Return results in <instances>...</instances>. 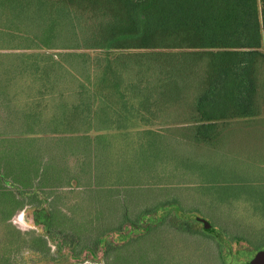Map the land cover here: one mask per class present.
I'll return each mask as SVG.
<instances>
[{"label":"trees","instance_id":"16d2710c","mask_svg":"<svg viewBox=\"0 0 264 264\" xmlns=\"http://www.w3.org/2000/svg\"><path fill=\"white\" fill-rule=\"evenodd\" d=\"M2 51L13 53L0 54V88L19 87L16 89L19 93L35 89L39 96L34 95V102L13 111V118L20 119L16 116L20 115L24 120V125L15 131L26 137L24 140L36 138V134L90 138V133L100 134L99 131L114 132L121 137L135 135L137 139L141 135H154L151 131H138L142 128L171 125L177 128L171 132L181 135L177 138L182 143L190 146L186 139L193 143L191 147L195 149L208 147L220 152L231 141L234 145L243 144L245 153L249 151L253 157L263 154L259 149L253 152L250 145L258 138L264 139V0H0ZM84 51H97L98 55L89 57ZM8 59L12 61L7 62ZM22 97L30 98L29 93ZM32 109L38 112L56 109L50 113L60 115L62 125H45L38 115H31L36 113ZM31 116L35 118L30 119ZM15 142L20 143L18 138ZM132 149H122L127 154L123 174H117V166L121 165L111 159L101 169L110 185L105 193L117 190L120 194L123 219L114 227L100 229L92 249L81 244L76 251L77 239L69 236L55 239L52 231L51 241L57 250L50 256L52 264L95 260L101 251L104 255L119 252L128 264L132 258L135 262L143 263L145 258L148 261L146 252L131 249L129 245L134 242L140 243V247L144 242L146 246L141 248L153 253L150 264H165L156 259L161 258L165 237L168 233L172 235L171 227H177L172 226L176 219L166 221L162 217L133 238H127L129 232H120L123 228L125 231L140 227L142 221L153 219L162 207L179 206L173 199L161 202L156 197L135 219L127 218L132 199L137 205L148 200L144 192H132L122 200L119 186L128 183L132 169L128 154ZM149 156L147 159L153 166L156 162L151 160L153 155ZM33 160H21L25 172H30ZM3 164L7 166V162ZM150 166L143 165L144 170L139 172ZM5 169L0 181L9 178L8 168ZM34 175L43 178L41 182L46 180L42 170ZM22 182L17 183L26 189L34 188L29 178ZM100 190L104 192L97 188L94 191L98 193L96 198L101 196ZM24 195L32 198L42 194L35 189ZM5 197L11 213L16 201L8 194ZM37 208H43L41 203ZM105 212L108 210L103 208L98 214L102 218ZM196 220L201 223L202 236L213 241L210 223ZM182 230L178 235L193 234L186 227ZM9 233L12 236H8L4 247L11 251L14 237L19 240L22 236ZM110 236L124 238L122 245ZM239 240L244 239L235 241ZM29 243L31 248L33 244L47 246L36 236L30 237ZM216 246L217 264H224L226 253ZM261 252L264 250H257L253 258Z\"/></svg>","mask_w":264,"mask_h":264},{"label":"rangeland","instance_id":"374dc122","mask_svg":"<svg viewBox=\"0 0 264 264\" xmlns=\"http://www.w3.org/2000/svg\"><path fill=\"white\" fill-rule=\"evenodd\" d=\"M84 52L89 57L98 55L97 51ZM4 53L13 52H0L1 55ZM38 53L52 54L47 51ZM10 59L7 62H11ZM93 75L89 74L90 78ZM17 88H0V175L5 174V168H8L9 175V178L6 176L0 181V264H52L50 256L53 257L57 251L51 241L54 238L51 236L52 231L55 239L63 236L77 239L79 243L76 251L80 250L81 244L90 249L94 248L93 241L98 231L116 226L118 221L123 219L121 215L124 210L117 190L110 194L105 193L110 185L105 182L104 169L101 170L103 163L111 159L121 165L117 166V174H123L126 166L122 164L125 163L124 157L127 158V154L122 152V149L132 148L128 154L131 162L129 168H132L129 170L128 183L119 186L122 190V200L132 192H144L149 201L143 200L142 204L137 205L132 199L133 210L132 207L131 211L128 209L130 213L127 218L135 219L141 209L148 208L155 202L156 197L161 202H165L167 198L173 199L179 206L175 208L170 204L166 208L162 207L155 212L153 219L142 221L140 227H133L131 230L126 228L125 231L124 228L121 229L120 232L123 231L124 234L129 232L130 236L127 238L135 237L148 224L157 223L163 217L166 221L177 220L172 223V226H177L171 227L172 235L168 233L162 243L161 258L156 259L163 260L165 264H217L219 251L216 245L222 248V253H226L224 264H247L257 250H264V139L258 138L250 145L253 152L259 149L263 153H257L256 157L250 155L249 151L245 153L243 144L234 145L231 141L229 146V143H225L220 152H213V148L207 146L195 149L191 147L194 144L187 139L186 143L190 146L182 143L183 140L177 138L181 135L171 132L177 130L171 125L142 128L138 131H151L154 135H141L137 139L135 135L121 137L114 132L107 134L99 131L100 134L90 133V138H50L49 135L36 134V138L29 137L28 140L32 142L26 143V137H20L15 132L16 127L24 125V120L20 115H16L20 119L13 118L12 115L19 107L28 106L27 102H34L36 97L33 96L38 95L35 89L19 93ZM28 93L30 98L22 97ZM45 96L47 98L49 95ZM43 100L44 104L48 103ZM51 107L56 108L54 105ZM51 110L56 111H33L36 113L31 115H38L45 125H62L59 122L60 115L50 113ZM34 118L31 116L30 119ZM17 138L20 143L15 142ZM136 140L140 142L137 143ZM106 146L122 149L107 150ZM149 155H153L151 160L156 162L153 166L147 159ZM156 156L160 157V162ZM22 159H34L29 173L23 170V165L20 164ZM2 161L7 162V166ZM147 164L152 167H147L145 172H139L144 170L145 167L142 166ZM39 170L44 172V182H41L43 178L38 175L36 178L34 175V172ZM155 177L157 181L154 180ZM28 178L34 188L26 189L17 183L22 184V181ZM114 185L117 187V184ZM96 188L102 189L105 194L100 190L102 194L96 198ZM35 189L42 195L32 198L24 195ZM7 194L16 201L11 213H8L10 207L5 197ZM40 203L43 206L41 209L37 208ZM103 208L108 212L101 218L98 213ZM196 219L210 223L213 241L202 236L201 223ZM180 227H186L193 234L178 235L183 231H179ZM9 231L22 236L18 240L13 235L15 237L11 251L4 247L11 234ZM26 233L30 234V237H39L47 246L44 248L33 244L31 248L30 237H24ZM116 237L110 236L112 241L122 245L124 238ZM240 238L246 241H235ZM129 246L131 249L143 250L149 257V260L145 258L143 263L135 262L132 258L131 264H150L153 253L142 249L146 246L144 242L141 243L142 248L140 243L136 242ZM121 257L116 251L106 255L101 251L95 260H69L66 264H128ZM59 263H64V260H59Z\"/></svg>","mask_w":264,"mask_h":264},{"label":"water","instance_id":"95a60500","mask_svg":"<svg viewBox=\"0 0 264 264\" xmlns=\"http://www.w3.org/2000/svg\"><path fill=\"white\" fill-rule=\"evenodd\" d=\"M250 264H264V252H261L251 259Z\"/></svg>","mask_w":264,"mask_h":264}]
</instances>
